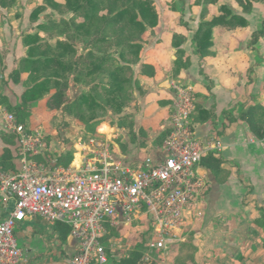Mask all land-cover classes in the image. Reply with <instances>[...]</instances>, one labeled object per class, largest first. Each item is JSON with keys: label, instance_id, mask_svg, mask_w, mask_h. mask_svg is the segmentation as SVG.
<instances>
[{"label": "crops", "instance_id": "0c3cea01", "mask_svg": "<svg viewBox=\"0 0 264 264\" xmlns=\"http://www.w3.org/2000/svg\"><path fill=\"white\" fill-rule=\"evenodd\" d=\"M196 1L195 12L186 10L183 19L174 20V24L183 23L182 36L175 35L178 28L163 29L159 23L133 41L127 53L119 45L111 52L110 44L104 41L95 47L93 31L84 34L76 28L83 19L67 10L65 0L54 1L58 5L52 14L45 10L43 1L30 11L15 8L31 0H15L11 6L0 4V104L27 130L40 131L19 120V114H29L39 101L72 120L76 130L87 137L82 140L75 134L70 139L72 157L68 165H77L87 153L88 138L97 136L107 140L114 160L134 166L146 157L161 158L173 110L170 83L190 85L195 95L191 114L194 136L219 147L210 149L198 165L205 190L199 213L185 231L184 240L189 238L192 245L185 263L264 264V35L249 45L251 33L264 20V9L254 4L251 12L233 11L247 22L235 31L245 30L249 39L227 44L217 41L224 28L213 21L220 12L202 15L199 3L205 0ZM168 14L177 18L174 11ZM203 17L211 18L208 25L201 22ZM197 33L207 40L195 41ZM92 56L100 59L99 66L94 67ZM35 61H41L38 68L33 66ZM145 65H149V73L143 74ZM36 83L41 85L36 98L25 97ZM111 83L122 95V101L115 105L109 91ZM60 88L64 102L48 107L50 96ZM83 94L89 95L91 102L79 118L67 111V105ZM148 104L156 111H150ZM162 116L164 120L158 123ZM54 134L50 145L57 141ZM152 138L160 139L157 153H147L143 158L115 147L120 143L129 148L139 140L151 144ZM19 164L16 136L4 130L0 116V165L5 171H15ZM12 206V201L3 203L0 198V219ZM57 226L39 217L19 223L15 227L22 251L18 264H65L76 250V241L69 232L64 239L59 238ZM170 258L171 250L164 264Z\"/></svg>", "mask_w": 264, "mask_h": 264}, {"label": "built area", "instance_id": "2783aa9c", "mask_svg": "<svg viewBox=\"0 0 264 264\" xmlns=\"http://www.w3.org/2000/svg\"><path fill=\"white\" fill-rule=\"evenodd\" d=\"M170 84L173 110L162 156L146 157L134 166L114 160L107 140L94 136L88 138L87 153L77 165L48 170L35 160L46 147L41 133L27 130L0 104L2 126L16 136L20 161L15 171L0 165V198L13 202L0 219V264L21 261L15 227L32 217L69 229L76 250L65 264H107L117 259L110 235L133 225L142 232L141 260L165 263L172 247L185 239L203 202L205 183L198 165L210 149L219 147L194 136L193 88L180 81Z\"/></svg>", "mask_w": 264, "mask_h": 264}, {"label": "rangeland", "instance_id": "374dc122", "mask_svg": "<svg viewBox=\"0 0 264 264\" xmlns=\"http://www.w3.org/2000/svg\"><path fill=\"white\" fill-rule=\"evenodd\" d=\"M45 2L46 7L45 10L48 11L50 14H52V8L54 6H57L58 3H54L55 0H31V2L26 3L23 2V5L17 6L15 9L21 8L26 9L30 11L35 3ZM142 0H116V2H106L103 6V9L99 11V15L109 17L110 13L108 10H114V9H128L130 12H135V16L130 13L128 14V18L126 20H123L124 24H132L134 23V18H137L138 21H140L144 25V30L141 34V37L144 36V33L147 34L150 32L151 27H155L157 24H161L163 29H177V33L175 35L182 36L184 31V25L182 22L177 24L174 20L178 19L180 21L183 15H185L184 11L188 10L191 12H195L196 8L194 5L197 4L196 0H146L142 6L144 5V8H141L139 6V2ZM234 3V4H232ZM258 5L257 8L260 10L264 9V3L260 0H241V2L236 0H205L204 2L199 3V9L202 11V15L208 14L209 12H220V16L217 19H214L216 21V25L221 26L224 28L222 31H219L218 33V42L220 43H227V44H236V43H244L249 38H247V32L243 30L241 33L239 31H235L236 28L246 26L247 23L246 20L243 18V20H231L230 17H233L235 14L233 11L238 12H251L253 9V5ZM109 6V7H108ZM148 7L150 8L149 10ZM142 10V12H139L138 10ZM137 11L139 13H137ZM174 11V16L177 18H170L168 12ZM45 16L46 18H49V15ZM189 15V14H187ZM41 17L43 14L40 15ZM40 17V19H41ZM76 17L78 19L82 18L80 14H77ZM75 17V18H76ZM211 20V18H208L204 20H201V22L208 24V22ZM176 21V20H175ZM98 22H103V18L98 20ZM262 20L258 22V25L260 24V27L262 26ZM84 19L81 23L78 25H83ZM151 23H153L151 25ZM123 24V23H122ZM126 26V25H124ZM131 29L127 28L125 31H130L128 34L129 37H133L134 33ZM167 27V28H166ZM233 31H226V30H232ZM235 31V32H234ZM137 34V33H136ZM96 35V34H95ZM100 35V32H99ZM98 36V35H97ZM113 36V34H112ZM163 41L166 39V32L163 30V35L161 36ZM79 39V38H78ZM197 39L199 37L197 36ZM99 44V42H98ZM115 46H111V52L112 49H115ZM119 48L125 49V52H128L127 48H130L127 44H121L119 45ZM121 51V50H120ZM161 55L164 58V52L162 50ZM149 65H145L144 67V73H149ZM248 73V72H247ZM145 84L148 85V79L145 78ZM142 87V86H141ZM148 89V88H147ZM146 89V91H147ZM149 105V104H148ZM147 108L155 112L156 109L154 106H147ZM28 116L27 120H25L24 117ZM66 115L58 114L54 111L48 110L45 106L43 101H39L35 104H33V107L28 114L27 112H23L19 114V119L24 121L28 126L34 127L39 129L41 135L43 136L44 142L48 145L47 148L44 149L42 154H39L38 157L35 158L37 163L44 164L48 170H54L55 168L68 167V163L70 162V159L72 157V151H71V144L70 139L75 137L77 134L78 136L82 137V140H86L87 135L82 134V131L79 132L76 130L74 124H71L73 122L72 120L65 119ZM165 116H162L158 123L162 120H164ZM54 132L56 135L55 140L56 142H53V144L50 145L52 136L51 133ZM75 132V133H74ZM71 137H69V136ZM57 142H63L62 144H58ZM141 142H144V145H141ZM146 140H139L136 144L130 146L129 148L121 145L120 143L115 144L116 150L121 151L122 153H132L137 154L139 157H144L147 153L154 152L157 153V148L159 147L160 139L158 138H152L150 140L151 144H146ZM150 150V151H149ZM151 154V153H150ZM153 155V154H152ZM188 231V228H186ZM188 233V232H187ZM142 238V232L140 228H137L135 225L130 227H121L118 231H114L110 235V244L111 246L116 249L117 259L113 258L112 260L114 262H118L123 258H126L130 255V253L136 249L140 244L144 243V241L141 242ZM189 238L187 240H184V242L180 243V245L177 247H173L171 249V258L168 261V264H186L185 261L189 257L191 251H192V245L189 242ZM18 242V240H17ZM18 244V243H17ZM19 246V245H18ZM154 254V253H153ZM158 255V253H156ZM156 258V256H154ZM150 263V262H148Z\"/></svg>", "mask_w": 264, "mask_h": 264}, {"label": "trees", "instance_id": "16d2710c", "mask_svg": "<svg viewBox=\"0 0 264 264\" xmlns=\"http://www.w3.org/2000/svg\"><path fill=\"white\" fill-rule=\"evenodd\" d=\"M15 0H0V4L4 6H11ZM66 1V8L67 10L73 11L76 14H80L83 16L84 23L83 25H77L76 28L81 31L82 33L91 34V31H93V43L96 47V44L102 41L107 42L112 45H121L122 42L124 44H127L129 47L133 48V41L141 39V34L144 30V25L138 21L137 18H134V23L132 24H124L123 20H126L128 18V14L132 13L135 16V12H130L128 9H114V10H108L109 11V17H105L102 15H99V11L103 9V6L106 2L114 3L116 0H65ZM146 0H142L139 2V6L141 8H144V5L142 4ZM241 2V0H236ZM264 3V0H260ZM109 7V6H108ZM150 8L148 7L147 10ZM139 12H142V10H138ZM137 11V13H139ZM248 11V10H247ZM103 18V22H98V20ZM217 19V18H216ZM231 20H243V17L239 15H234L233 17H230ZM212 22V21H211ZM213 22L216 23L214 20ZM123 23V24H122ZM153 23H151L152 25ZM126 25V26H124ZM133 30V37H129L128 34L130 33L131 26ZM208 25V24H207ZM127 28H129L128 31ZM201 30V28H200ZM100 32V35H99ZM200 32V31H199ZM137 33V34H136ZM96 34V35H95ZM113 34V36H112ZM202 34V33H201ZM98 35V36H97ZM264 35V20L262 22V26L255 31L251 33V39L249 40V45H254L260 37ZM198 33L196 36H194L195 41L199 43L200 40H207L206 36H202L201 39H197ZM110 37V38H109ZM109 38V39H106ZM121 42V43H118ZM122 52V51H121ZM99 58L91 57V62L94 63V67L99 66ZM49 60H47L48 62ZM41 61H35V64L33 65L34 68H38ZM46 72H49L46 70ZM116 86V83L114 84ZM41 85L39 83H36L31 89L27 90L25 92V97L27 98H36L35 92L40 89ZM110 94L112 96L113 104L119 103L122 101V95L118 93V91L113 87V84L111 83V87L109 89ZM64 95L63 90L60 88L57 92H55L53 95L50 96L47 106L54 108L59 107L64 102ZM91 102V99L89 95L83 94L79 99L71 102L67 105V111L74 114L75 116L81 118L84 116L85 112V106H87ZM118 107V106H117ZM20 109V106L17 107ZM20 120V119H19ZM56 230L58 231L59 238L64 239L69 232L68 228L65 226H62L61 224H57ZM142 244H140L136 249H134L130 255L126 258L121 259L118 262H114L113 260H110L107 264H156L155 262H143L141 260V252Z\"/></svg>", "mask_w": 264, "mask_h": 264}]
</instances>
